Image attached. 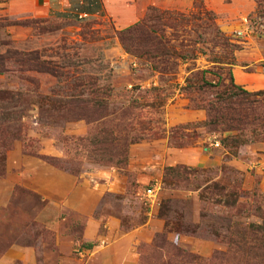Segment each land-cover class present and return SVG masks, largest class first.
Here are the masks:
<instances>
[{"label": "rangeland", "instance_id": "rangeland-1", "mask_svg": "<svg viewBox=\"0 0 264 264\" xmlns=\"http://www.w3.org/2000/svg\"><path fill=\"white\" fill-rule=\"evenodd\" d=\"M36 8L0 0V264H138L155 235L197 264H264V135L207 119L232 99L228 73L264 91L255 0H112L73 21ZM136 23L131 54L119 35ZM147 29L161 53H144Z\"/></svg>", "mask_w": 264, "mask_h": 264}, {"label": "trees", "instance_id": "trees-1", "mask_svg": "<svg viewBox=\"0 0 264 264\" xmlns=\"http://www.w3.org/2000/svg\"><path fill=\"white\" fill-rule=\"evenodd\" d=\"M256 2V9L257 14L260 19L264 21V0H255ZM142 25L141 23H136L135 25L128 27L120 32L119 40L124 44L125 52H130L134 54L133 50L125 43H129V40L135 42L138 40V37H133L134 30ZM128 32V38H123L122 33ZM142 33L147 36L145 41V45L148 47L144 53H151L154 54L158 51L159 53L162 52V44L157 41L154 37L156 36L155 31L151 29L143 30ZM4 57L0 56V74L4 71ZM35 61H37L35 59ZM33 71L36 72H45V69L40 66V64H34ZM229 85L232 89L235 90L232 94H230L229 98L223 103V108L219 110L216 108H208L207 119L210 124H219L224 123H241L243 126H249L253 129L250 130L251 136L256 139H261L262 135H264V91H256V92H247L238 86H234L232 84L231 75L228 73ZM221 79L218 77L217 82L215 84H211L200 79L201 84L204 87H217L220 85ZM222 101V99H221ZM216 113L217 117L209 116V113ZM210 117L212 119H210ZM229 129V127L227 128ZM227 131V130H226ZM175 169H165L166 172H172ZM171 173V175H172ZM177 175V174H176ZM255 232H259L260 234L264 235V228L262 227H254ZM156 238H160L159 241ZM261 249L264 251V239L261 242ZM144 254V255H141ZM140 258L138 264H182L185 262L186 264H197L200 259L196 256L188 254L183 250H180L174 246H171L169 243L166 242L165 239L162 238V235H155L154 239L152 240L151 244L148 245L146 248H143L139 252ZM215 259V257H213Z\"/></svg>", "mask_w": 264, "mask_h": 264}, {"label": "crops", "instance_id": "crops-1", "mask_svg": "<svg viewBox=\"0 0 264 264\" xmlns=\"http://www.w3.org/2000/svg\"><path fill=\"white\" fill-rule=\"evenodd\" d=\"M36 3L38 8L32 10V14L40 16H49L56 18L58 20H76L88 17H99L104 13L110 12L108 6L112 0H25ZM127 6L124 5L125 9ZM136 8V3L130 5ZM141 4L140 9L137 7L138 11L134 10L133 17L139 18L141 16ZM110 9V8H109ZM136 20V19H135ZM133 256V255H132ZM101 264H120L121 262H116L112 257L102 254L99 258ZM122 264H135L134 258L130 260L128 258L122 257Z\"/></svg>", "mask_w": 264, "mask_h": 264}, {"label": "built area", "instance_id": "built-area-1", "mask_svg": "<svg viewBox=\"0 0 264 264\" xmlns=\"http://www.w3.org/2000/svg\"><path fill=\"white\" fill-rule=\"evenodd\" d=\"M155 186H150L145 190V196L149 199H153L154 195H155ZM151 203V201H149Z\"/></svg>", "mask_w": 264, "mask_h": 264}]
</instances>
